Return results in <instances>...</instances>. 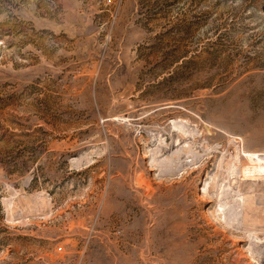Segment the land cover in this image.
<instances>
[{
    "label": "rangeland",
    "instance_id": "1",
    "mask_svg": "<svg viewBox=\"0 0 264 264\" xmlns=\"http://www.w3.org/2000/svg\"><path fill=\"white\" fill-rule=\"evenodd\" d=\"M0 264H264V0H0Z\"/></svg>",
    "mask_w": 264,
    "mask_h": 264
},
{
    "label": "built area",
    "instance_id": "2",
    "mask_svg": "<svg viewBox=\"0 0 264 264\" xmlns=\"http://www.w3.org/2000/svg\"><path fill=\"white\" fill-rule=\"evenodd\" d=\"M60 249L62 248V247H59Z\"/></svg>",
    "mask_w": 264,
    "mask_h": 264
}]
</instances>
